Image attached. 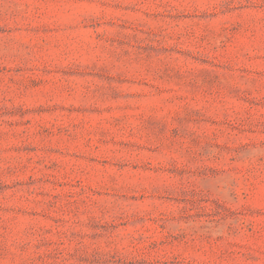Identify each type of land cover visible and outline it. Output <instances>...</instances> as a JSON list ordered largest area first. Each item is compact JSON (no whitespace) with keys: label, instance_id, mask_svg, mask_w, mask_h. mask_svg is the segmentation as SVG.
<instances>
[{"label":"rangeland","instance_id":"rangeland-1","mask_svg":"<svg viewBox=\"0 0 264 264\" xmlns=\"http://www.w3.org/2000/svg\"><path fill=\"white\" fill-rule=\"evenodd\" d=\"M0 264H264V0H0Z\"/></svg>","mask_w":264,"mask_h":264}]
</instances>
